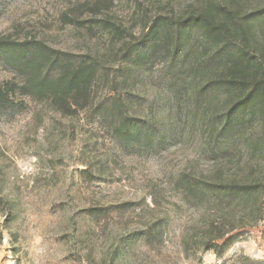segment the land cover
Instances as JSON below:
<instances>
[{"label": "rangeland", "instance_id": "obj_1", "mask_svg": "<svg viewBox=\"0 0 264 264\" xmlns=\"http://www.w3.org/2000/svg\"><path fill=\"white\" fill-rule=\"evenodd\" d=\"M202 1L0 0V38L57 53L48 75L96 68L88 98L60 107L22 94L0 54V264H264V218L249 225L247 203L203 191L212 163L229 178L239 156L215 40L182 23L172 49V19ZM251 22L263 46L264 12ZM152 41L139 65L130 53ZM240 114L259 133L264 117ZM211 226L229 230L219 253L204 244Z\"/></svg>", "mask_w": 264, "mask_h": 264}, {"label": "trees", "instance_id": "obj_2", "mask_svg": "<svg viewBox=\"0 0 264 264\" xmlns=\"http://www.w3.org/2000/svg\"><path fill=\"white\" fill-rule=\"evenodd\" d=\"M260 12V13H258ZM264 12L261 9L247 11L240 5L239 0H203L169 24L161 17L156 22V29L152 34L157 37L162 26L171 25L176 34L173 51L181 44L179 24H186L190 28L199 29L206 36L214 39L216 47L212 57L221 65V78L226 83L225 99L220 103L226 104L229 113L235 114L232 128L235 127L237 138L232 145L239 156L238 166L232 176L224 174L218 163H212L203 175L205 187L203 191L219 193L228 192L232 198L247 203L249 207V225H256L264 218V120L259 133H247L249 123L240 112L264 117V45H256L252 41V18H258ZM102 23L109 28L112 23L103 19ZM220 44V45H219ZM154 41L147 47V52L130 53L139 65L146 64L154 50ZM132 50V49H131ZM0 54L5 60L19 70L25 77L20 92L38 100L50 99L60 107H71L68 99L71 97L87 99L89 89L96 77V68L90 62H80L75 66L64 67L57 76H50L44 71L46 64L52 65L60 60L57 53L51 52L42 43L18 42L7 37L0 38ZM136 54V56H135ZM239 115V116H238ZM234 116V118H235ZM227 123V122H226ZM126 128V126H124ZM194 177V174H192ZM191 175V176H192ZM195 180V179H193ZM185 183V184H184ZM180 184H184L187 193H194L198 183L191 182L187 175L183 176ZM235 195V196H234ZM211 226L210 233L214 236L206 237V248L220 252L226 245L224 238L228 231H220ZM216 230V231H215Z\"/></svg>", "mask_w": 264, "mask_h": 264}]
</instances>
